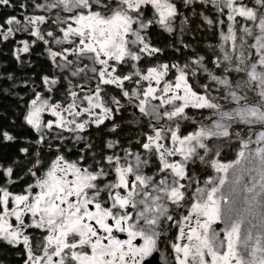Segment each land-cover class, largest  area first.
<instances>
[{
  "label": "snow or ice",
  "instance_id": "snow-or-ice-1",
  "mask_svg": "<svg viewBox=\"0 0 264 264\" xmlns=\"http://www.w3.org/2000/svg\"><path fill=\"white\" fill-rule=\"evenodd\" d=\"M0 264H264V0H0Z\"/></svg>",
  "mask_w": 264,
  "mask_h": 264
},
{
  "label": "trees",
  "instance_id": "trees-1",
  "mask_svg": "<svg viewBox=\"0 0 264 264\" xmlns=\"http://www.w3.org/2000/svg\"><path fill=\"white\" fill-rule=\"evenodd\" d=\"M8 48V45L0 44V63H4L5 60L10 62V57L5 55L8 52Z\"/></svg>",
  "mask_w": 264,
  "mask_h": 264
}]
</instances>
